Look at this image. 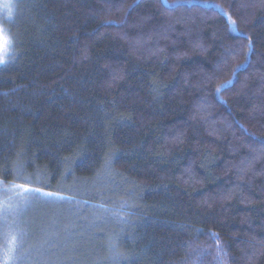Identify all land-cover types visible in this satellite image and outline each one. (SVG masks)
Here are the masks:
<instances>
[{"label":"trees","instance_id":"trees-1","mask_svg":"<svg viewBox=\"0 0 264 264\" xmlns=\"http://www.w3.org/2000/svg\"><path fill=\"white\" fill-rule=\"evenodd\" d=\"M15 6L0 181L102 220L0 264H264V0Z\"/></svg>","mask_w":264,"mask_h":264},{"label":"rangeland","instance_id":"rangeland-1","mask_svg":"<svg viewBox=\"0 0 264 264\" xmlns=\"http://www.w3.org/2000/svg\"><path fill=\"white\" fill-rule=\"evenodd\" d=\"M17 1L10 0L15 5ZM7 36L10 38L9 33ZM10 185L0 183V249L5 247V250H8V241L15 236L16 245L11 256H22L29 251L36 252V249L42 248L43 245V248H46L49 243L44 237L49 241L56 238L66 247L72 242L79 243L80 248L81 244H87V241L93 244L100 239L97 232L92 233L91 239L90 236L86 238L84 226H79L90 214H93L91 218L96 222L102 220L87 206L85 200L60 193L58 196H50L46 195L49 192L44 191L28 192L21 198L15 191L5 190V187ZM72 247L71 244L68 249Z\"/></svg>","mask_w":264,"mask_h":264},{"label":"clouds","instance_id":"clouds-1","mask_svg":"<svg viewBox=\"0 0 264 264\" xmlns=\"http://www.w3.org/2000/svg\"><path fill=\"white\" fill-rule=\"evenodd\" d=\"M15 9V4L10 2V0H0V16H2V19H0V50L4 47V36L9 33V24L14 18ZM12 56H14V50L10 39L8 51L6 54L0 53V60L7 63Z\"/></svg>","mask_w":264,"mask_h":264},{"label":"snow or ice","instance_id":"snow-or-ice-1","mask_svg":"<svg viewBox=\"0 0 264 264\" xmlns=\"http://www.w3.org/2000/svg\"><path fill=\"white\" fill-rule=\"evenodd\" d=\"M9 42H10V38L7 35H5L4 36V47H3L2 50H0V53H2V54H6L7 53ZM0 63H4V61L0 60ZM0 183H2V182H0ZM5 190H7V191H15L16 194L18 196H20L21 198H23L24 194L28 193V192H40V191H43L42 189H32V188L28 187L27 185L15 184V183L11 184L10 186H6ZM46 195L58 196L59 193H46ZM8 243H9L8 253H11L12 251H14V248H15V245H16V237L15 236L11 237L10 240L8 241ZM7 259H8V256L6 255L5 264H7Z\"/></svg>","mask_w":264,"mask_h":264}]
</instances>
